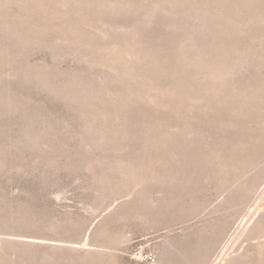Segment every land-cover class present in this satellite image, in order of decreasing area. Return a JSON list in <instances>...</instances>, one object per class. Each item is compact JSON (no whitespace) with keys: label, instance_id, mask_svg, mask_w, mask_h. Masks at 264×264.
I'll use <instances>...</instances> for the list:
<instances>
[{"label":"rangeland","instance_id":"374dc122","mask_svg":"<svg viewBox=\"0 0 264 264\" xmlns=\"http://www.w3.org/2000/svg\"><path fill=\"white\" fill-rule=\"evenodd\" d=\"M0 264H264V0H0Z\"/></svg>","mask_w":264,"mask_h":264}]
</instances>
